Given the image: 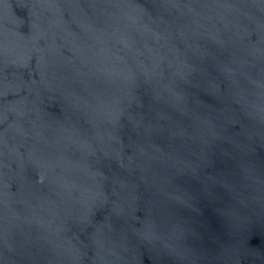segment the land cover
Listing matches in <instances>:
<instances>
[{
  "label": "water",
  "instance_id": "water-1",
  "mask_svg": "<svg viewBox=\"0 0 264 264\" xmlns=\"http://www.w3.org/2000/svg\"><path fill=\"white\" fill-rule=\"evenodd\" d=\"M0 264H264V0H0Z\"/></svg>",
  "mask_w": 264,
  "mask_h": 264
}]
</instances>
